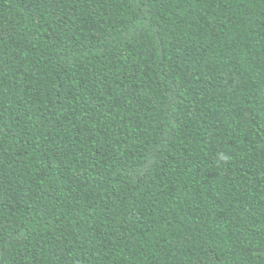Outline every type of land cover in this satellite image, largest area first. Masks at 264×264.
<instances>
[{
	"label": "trees",
	"instance_id": "1",
	"mask_svg": "<svg viewBox=\"0 0 264 264\" xmlns=\"http://www.w3.org/2000/svg\"><path fill=\"white\" fill-rule=\"evenodd\" d=\"M0 264H264V0H0Z\"/></svg>",
	"mask_w": 264,
	"mask_h": 264
}]
</instances>
